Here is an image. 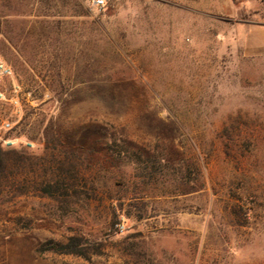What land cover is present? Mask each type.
Segmentation results:
<instances>
[{
  "label": "rangeland",
  "instance_id": "obj_1",
  "mask_svg": "<svg viewBox=\"0 0 264 264\" xmlns=\"http://www.w3.org/2000/svg\"><path fill=\"white\" fill-rule=\"evenodd\" d=\"M258 21L264 0H0V143L29 182L66 151L86 175L63 201L0 196V264H264ZM110 144L186 177L140 174ZM74 234L90 258L39 251Z\"/></svg>",
  "mask_w": 264,
  "mask_h": 264
},
{
  "label": "trees",
  "instance_id": "obj_2",
  "mask_svg": "<svg viewBox=\"0 0 264 264\" xmlns=\"http://www.w3.org/2000/svg\"><path fill=\"white\" fill-rule=\"evenodd\" d=\"M45 138L48 143H54L55 147L59 143L57 137L49 131L45 132ZM121 147L123 149L116 150L112 144L109 145V149L118 160L135 162L136 168L141 170V172L139 171L140 174H145L149 177L152 176L153 171L163 172L166 170L174 176L186 177L180 167L170 166L167 163L162 164L161 160L165 157L158 155V157L142 159L140 154L128 152V149L123 144ZM66 154L67 156L68 154L73 156V160L60 161L53 168L50 166L43 167L42 171L29 182L23 170L27 161L26 155L16 148H9L0 143V196H5L10 201L15 196L27 194L29 190L39 196H49L57 199H62L61 197L69 193H80L83 188L80 183L86 176L85 167L76 151H66ZM156 162L159 164H155ZM150 167H154V169L150 170ZM39 251L71 254L86 259L93 254L92 245L86 241L83 235L78 234L71 235L66 241L62 242L48 241L42 245Z\"/></svg>",
  "mask_w": 264,
  "mask_h": 264
},
{
  "label": "built area",
  "instance_id": "obj_3",
  "mask_svg": "<svg viewBox=\"0 0 264 264\" xmlns=\"http://www.w3.org/2000/svg\"><path fill=\"white\" fill-rule=\"evenodd\" d=\"M108 0H89L90 6L97 8V9H103L107 5ZM13 76V69L12 67L2 58H0V79L7 78ZM0 96L7 100V98L0 92ZM11 100V99H10ZM17 102V100H15ZM4 127H9L10 122H5L3 124Z\"/></svg>",
  "mask_w": 264,
  "mask_h": 264
},
{
  "label": "crops",
  "instance_id": "obj_4",
  "mask_svg": "<svg viewBox=\"0 0 264 264\" xmlns=\"http://www.w3.org/2000/svg\"><path fill=\"white\" fill-rule=\"evenodd\" d=\"M248 38L253 45V49L259 48L260 52L264 51V22L258 21L249 24Z\"/></svg>",
  "mask_w": 264,
  "mask_h": 264
}]
</instances>
